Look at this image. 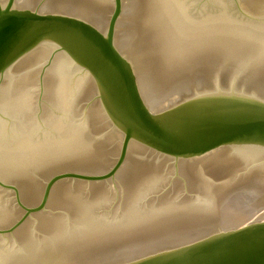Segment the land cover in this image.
I'll use <instances>...</instances> for the list:
<instances>
[{"label":"water","instance_id":"1","mask_svg":"<svg viewBox=\"0 0 264 264\" xmlns=\"http://www.w3.org/2000/svg\"><path fill=\"white\" fill-rule=\"evenodd\" d=\"M27 51L84 68L106 125L159 158L264 147V0H0V71ZM253 224L116 264H264Z\"/></svg>","mask_w":264,"mask_h":264},{"label":"rangeland","instance_id":"2","mask_svg":"<svg viewBox=\"0 0 264 264\" xmlns=\"http://www.w3.org/2000/svg\"><path fill=\"white\" fill-rule=\"evenodd\" d=\"M32 52L34 51H27L20 58ZM53 55L54 53L43 51L34 53L30 56L31 58H28L29 60L24 61L23 66L21 65L15 72H11L5 81H0V100L12 90L23 87L20 80L26 78L25 88L34 89L33 95H31L34 112L37 108L43 110L49 107L47 106V96L53 87V82L57 80L51 81L53 80L51 77L57 74L56 71L53 75L57 66ZM17 60L6 67L0 75L14 65ZM44 72H47L48 77ZM43 74L48 80L50 79V85ZM27 77L31 79L29 82ZM44 79L47 84L43 81ZM40 80L44 85L40 84L42 83ZM41 85L46 88L42 87V89ZM83 87L81 86L77 91L80 95L78 94L77 97L75 118L79 125L87 127L86 134L88 131L90 132L88 140L90 143L86 151L82 150L87 154L82 151V153L74 154L75 158H78L76 161H79V164H77L78 162L71 163L75 158H67V154L71 151L66 150L60 154L66 155L62 159L44 154L41 156L46 159L44 163H40L41 158L38 156L37 159L23 163L16 161L13 165L15 168L12 170L6 167L0 168V258L8 253L7 255H11V258L15 257L12 259L14 264H27V258L28 260L32 258L31 261H28L29 264H48L54 261V264H116L137 258L139 255L142 257V255L145 256L158 250L192 242L209 235L208 233L228 230L229 227L222 228L224 222L217 215V211L216 214L213 212L208 215L211 199L212 203L215 199L220 198L219 201H224L227 205L230 204L232 211L229 212L230 214L238 215V211L246 213L250 208L249 211L252 209L253 212L255 209L258 212L257 215H260L261 209H264V204L260 203L264 197L262 160H258V164L254 163L258 168L262 167V169L259 168L261 170H258L259 174L253 164H243L239 161L224 164V166L216 162L214 164L201 162L187 164L179 161L190 160L194 157L168 156L159 158L141 148L137 149L136 146L128 147L129 143L126 144L127 147L121 154L119 139L122 137L116 135L106 125L102 105L103 115L93 107L90 100L92 96L91 98L87 97L82 90ZM5 116L3 115L1 119L6 120L8 125L11 124L13 119H8ZM38 123H40L39 118ZM5 140L1 139L2 149L7 150L8 147L15 144V140ZM47 140L50 139L46 138L45 141ZM233 145L263 147L250 143ZM226 150L223 151V154L221 153L222 155H219L220 160L231 159L229 158L232 156L229 153L230 148ZM231 152L235 155L232 150ZM202 155L204 156V154ZM232 157L236 160L235 156ZM4 160L6 163L7 159L4 158ZM209 167L212 168V171ZM216 167L220 169H218L220 173H223L225 168L223 174L226 176L221 175V177L220 173H215L218 171ZM250 170L256 171L253 178ZM217 174L219 175L217 176ZM205 176L210 177L209 184L205 181L208 184L207 188L213 186L214 183H219L216 186H227L223 187L226 188L225 191L220 192L216 197L209 196V198V194L206 195L201 186L202 178L204 177L205 180ZM207 188L206 190H208ZM249 193L255 195H247ZM221 196L224 197L221 198ZM231 196L234 198H230ZM236 198L237 201L234 202L232 199ZM255 198L258 203L255 204L256 206L250 204ZM227 199L231 200V203ZM205 201L207 205L203 206ZM207 206L209 211L207 215H204V222L198 223L197 220H193L187 221L186 224L182 223V220L196 216L183 213L185 208L203 207L200 211L204 214V208ZM85 213L90 220L84 221V223L81 221L80 215L85 216ZM132 214L136 218L139 217V221ZM131 217L136 221L131 219L132 223H130ZM174 217L183 218L175 221ZM216 217H218L217 220ZM82 220L84 219L82 218ZM133 221L135 222L133 223ZM154 221L160 223L149 227L140 225L141 223L149 225ZM162 221L164 223H161ZM203 223L204 227L202 228L200 224ZM154 224L156 223L154 222ZM160 224H171V226L164 229L166 234L158 237L159 240H157L155 234L161 231L153 230L160 227L165 228L159 226ZM136 227L148 229H136ZM209 229L212 230L207 232ZM123 230H126V233L122 232ZM180 230L183 231L180 232ZM121 233L124 235L122 236ZM184 234L194 235L190 236L187 241L181 238ZM168 239H177L179 242L178 244L174 241L170 242L171 240L166 242ZM155 240L157 241L154 242ZM135 250L142 251L143 254L128 255ZM127 251L130 252L127 253ZM71 254L73 255L71 256ZM22 259H24L23 262ZM0 264H4V262L0 261Z\"/></svg>","mask_w":264,"mask_h":264},{"label":"bare ground","instance_id":"3","mask_svg":"<svg viewBox=\"0 0 264 264\" xmlns=\"http://www.w3.org/2000/svg\"><path fill=\"white\" fill-rule=\"evenodd\" d=\"M39 52L40 51H34L31 54H28L22 58H20L21 57V55H20V57H18L20 59L17 58L18 60L16 59L17 60L16 63L14 65H12L6 72H4L0 75V79H1L0 81H2V80L5 81V79L9 77L11 72H15L17 68L21 67V65L24 63L25 60H27L28 58H31L30 56L34 55V53L36 54ZM43 52L47 53L49 51H43ZM22 55H24V54H22ZM53 57L57 63V66L55 67L56 70H54L53 75L56 71H57V74L55 76H52L50 74L49 75L53 77V78L51 77V79H53L51 81H54L55 79H57V80H55L56 82H53L54 83L52 85L53 87H51V91L47 96V100H48L47 106H49V107H46L43 110H38V108H37V110L34 112L35 109H33L32 103H31V100H32L31 95H33L32 91L34 89L29 90L28 88H25V85H27V81H25L26 78H24V77H23L24 80H20L23 84V87H19V88H16L15 90H12L10 93L6 94V96L3 97L2 100H0V143H1V139L2 140L8 139V141L9 140L10 141L15 140V144L12 145L11 147H8L7 150L2 149V147L0 146V168L6 167V168H9L12 170L13 168H15V166H13V165L15 164L16 161H18L19 163H23L26 161H30L32 159H37V158H39L38 156H40V158H41L40 163H44L46 159H43L45 157H41L44 154H50L51 156L55 157L56 159H58V158L62 159L66 155L63 156L60 154L66 150L71 151V153L67 154V158H70V157L75 158L74 154L80 153L82 150L86 151V149L90 143V142H88V140L90 138V132L88 131V133L86 134V132L88 130V129H86L87 127L84 128V127H82V125H79L77 119L75 118V107L77 104V97L79 94L77 91L80 90L81 86H84L82 89L83 92L89 98H91V96H92V98L90 100L92 102L93 107L97 108V110H99L101 115H103L102 114L103 113L102 112L103 105H102L100 91H99V89L97 90L95 82L92 80L91 76H89L88 72L84 68L79 67L76 64L74 65L73 64L74 62H71L69 59L61 57L59 55L54 54ZM4 69L2 71H4ZM2 71H0V73ZM46 73L44 72V74H46ZM46 76L48 77V74H46ZM46 76L44 75V77H46ZM27 78H28L27 80L29 82V80H31V79L29 77H27ZM49 80L47 78L48 83H49ZM40 81L42 82V83H40L42 85H44L43 81H45L46 82L45 84H47L46 79H44L43 81L42 80H40ZM42 85H41V88L42 87L44 88L45 86H42ZM48 85H50V83ZM97 85H98V83H97ZM98 88H99V86H98ZM101 105H102V109H101ZM3 115H6L8 117V119H13L12 120L13 122L11 124L9 123V125H8V122L6 120L1 119V117ZM5 117H3V118H5ZM103 117L105 118L104 115H103ZM38 118H39L40 123H38ZM116 135H117V133H116ZM46 138L50 139V140L45 141ZM119 141L121 142V148H120L121 154H123L124 153L123 151H124V149H126V147H127L126 144H128V142L125 141L123 138L122 139L120 138ZM128 145H129L128 147H135L134 145H132L130 143ZM226 147L228 149L230 148L229 153L232 156H235L236 160L233 159L234 157H232V156L229 157V158H231L230 160L229 159L228 160H223V159L220 160L219 159V157H220L219 155L221 153L223 154V151L227 149ZM133 149H135V148H133ZM137 149H140V148L137 147ZM231 150L235 153V155L231 152ZM85 151H82V152H84V154H85L86 153ZM4 158L7 159L6 163H5V160L3 161ZM121 159H122V157H121ZM76 160H78V158L73 159L71 163H77L78 162L77 164H79V161H76ZM185 160H180L179 162H182V163L184 162L187 164L193 163V162H198V163L201 162L203 164L204 163H208V164L213 163L214 164L216 162L217 164L224 166V164L226 165L228 163L235 162V161H239L243 164H248V165L253 164L254 165V163L258 164V160H262L263 163L261 162V164H263L262 166L264 167V148L263 147L262 148L261 147H255V146L247 147V146H242V145L221 146V147L214 148L212 151L205 153L204 156L200 155V156L194 157L190 160H186V161ZM245 162H249V163H245ZM8 163L12 164V165L6 166L5 164H8ZM68 163H70V162H68ZM248 167H252V166H248ZM216 168H217L216 170L219 169L218 167H216ZM254 168L257 169L256 171L262 169V167H259V168H261V169H259L258 166H256V165H254ZM211 169L212 168H210V170ZM219 170L215 171V173H220ZM263 170H264V168L262 169V171ZM256 171H251V174H253L252 178L255 176ZM224 172H225V168H224ZM258 172L260 174V171H258ZM223 173H220V176L221 175L226 176V174H223ZM263 173H264V171H263ZM209 175L211 176V173ZM218 175L219 174H217V176ZM153 179H154V177H153ZM208 180L210 181V177L205 176V180L203 177L202 178V184H201V186L204 189L205 194L206 195L209 194L208 197L209 196H211L212 198H213V196L216 197V196H218V194L220 192L225 191L226 188H223V187H227V186L226 185L225 186H222V185L216 186L219 183H214L213 186L209 185V186H211V187H209L210 188V190H209V188H207L208 184H209ZM205 181L208 184H206ZM206 188L208 190H206ZM200 190H201V188H200ZM262 191H264V189ZM223 193H225V192H223ZM232 194H233V192H232ZM236 194H238V193H236ZM252 194H254V193H249L247 195H252ZM254 195H253V197H254ZM233 196H234V194H233ZM233 196H231L230 198H232ZM260 196H259V198H260ZM223 197L224 196H221V198H223ZM217 199H215V201L213 203H212V199L210 200L211 203H209L210 204L209 205L210 206V212L209 213H208V211H209L208 206H207V208H204V214H203V212L201 213V211H200L203 207L202 208H195L194 207L192 209L185 208L183 213L184 212L190 213V214H194V216L195 215L196 216L184 219V220H182V223L186 224L187 221H193V220H197L198 223H202L200 221L204 222V215H207V213H208V215L209 214L211 215L213 212H215L214 214H216V211H217V215L219 216V218H221V220L224 222L222 228H228L229 227L228 230H223V231L217 232L216 234H218V233L224 234V233H227L230 231L242 229L244 227L246 228L248 225H250L252 223H254L253 225H256L257 223H260V222L263 223L264 222V209L263 210L261 209L259 216L257 215L258 212H256L255 209H253V212L251 211L252 209L249 211L248 209H250V208L247 209L246 213H244V211H238V215L232 214V213L230 214L229 212H232L231 207L229 206L230 204L227 205L226 202L221 201V200L219 201L220 198H217ZM206 200H208V199H206ZM232 200L235 202V200L237 201V198L232 199ZM229 202L231 203V200ZM204 203H203V206L207 205L206 201ZM260 203L264 204V197L262 198V201ZM250 204H253V205L256 204L257 205L258 204L257 199L256 198H255V200L252 199ZM80 216L84 219V220H82V218H81V221H83V222L90 220L89 217L86 216V213H85V216H82V215H80ZM80 216H79V218H80ZM132 216L135 217L133 214H132ZM180 218H183V217H176V218L174 217V220L179 221ZM217 218L218 217H216V220H217ZM131 219H132V217L129 220L130 223H132L131 222L132 220H135L134 218L132 220ZM138 219H139V217L136 218V220H138ZM207 219H209L208 216H207ZM250 219H252V220H250ZM135 221H133V223ZM156 221H154L156 224H154V222H152V223L150 222L149 225H147V224L145 225L144 223H143V225H142V223L140 225L145 226V227H149V226H154V225H157L158 223H160V222H156ZM165 221L167 222V220H165ZM219 222H220V220H219ZM161 223H164V221H162ZM200 225L202 228L204 227V223L200 224ZM159 226H163L165 228L160 227L159 229L153 230L155 232L161 231V232H159L160 234L159 233L155 234L157 237L156 238L157 240H159L158 237L164 236L166 234V231L164 229H167V227L171 226V224H169V225L160 224ZM250 226H252V225H250ZM136 229H145L146 230L148 228L136 227ZM211 230L212 229H209L207 232H210ZM125 231L123 230L122 232L126 233ZM182 231L183 230H180V232H182ZM139 233H141V232H139ZM202 233H203V231H202ZM208 234L212 235L215 233L212 232L211 234L210 233H208ZM121 235H122V233H121ZM132 235H134V234H132ZM192 235H194V234H184V235H182L181 238H184V240L188 241V239H190V236H192ZM209 235H207V236H209ZM137 236L140 237V235H137ZM144 236H145V234H144ZM207 236H205V237H207ZM205 237L199 238V239L194 240V241L198 242V240L200 241L201 239H204ZM191 238L193 239L195 237H191ZM142 239L144 240V238H142ZM157 240H155L154 242H156ZM169 240H171L170 242L174 241V243H177V244L179 242V240H177V239H174V240L168 239L166 242H168ZM138 241H140V240H138ZM154 242H151V243H154ZM195 242H193V243H195ZM189 243H191V242H189ZM184 244L186 245L188 243H184ZM175 247H177V246H174V247L172 246L169 248H175ZM180 247H181V245H180ZM149 251H147V252H149ZM128 252H130V251H127V253ZM141 253H142V251H136L135 250L132 253H129L128 255H130V254L138 255ZM7 254L8 253H6L5 256L1 257L0 261H3L4 264H14L12 259L15 257L11 258V255H7ZM2 255H4V254H2ZM72 255L73 254H71V256ZM139 257H140V255H139ZM31 259H29V260H28V258H27V260L25 259L27 261L26 263L29 264L28 261H31ZM23 261H24V259H22V262ZM34 261H37V260H34ZM54 262L48 263V264H54ZM15 263H17V262L15 261ZM20 263H21V261H20Z\"/></svg>","mask_w":264,"mask_h":264}]
</instances>
